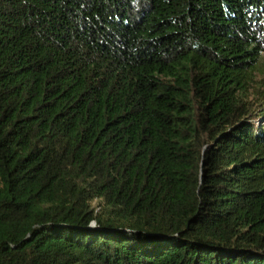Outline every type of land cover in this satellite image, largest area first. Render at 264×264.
I'll return each mask as SVG.
<instances>
[{
    "label": "trees",
    "instance_id": "16d2710c",
    "mask_svg": "<svg viewBox=\"0 0 264 264\" xmlns=\"http://www.w3.org/2000/svg\"><path fill=\"white\" fill-rule=\"evenodd\" d=\"M264 0H0V264H264Z\"/></svg>",
    "mask_w": 264,
    "mask_h": 264
},
{
    "label": "rangeland",
    "instance_id": "374dc122",
    "mask_svg": "<svg viewBox=\"0 0 264 264\" xmlns=\"http://www.w3.org/2000/svg\"><path fill=\"white\" fill-rule=\"evenodd\" d=\"M256 76L258 79L264 78V54L262 55L260 62L256 68Z\"/></svg>",
    "mask_w": 264,
    "mask_h": 264
}]
</instances>
